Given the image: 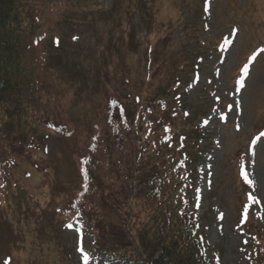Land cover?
<instances>
[{
  "label": "trees",
  "instance_id": "obj_1",
  "mask_svg": "<svg viewBox=\"0 0 264 264\" xmlns=\"http://www.w3.org/2000/svg\"><path fill=\"white\" fill-rule=\"evenodd\" d=\"M93 1L0 0V226L9 224L7 204L24 215L28 203L37 209L30 182L54 171L48 142L73 137L77 182L43 180L47 188L35 189L54 200L45 207L55 233L71 216L90 225L94 252L108 260L211 264L190 213L201 153L195 123L208 92L194 107L182 93L204 52L198 16L181 23L179 10L193 7L186 0L160 21L147 0H118L111 10ZM236 145L240 192L224 203L243 222L249 264H264V229L250 213L252 182ZM33 237L13 235L0 264H64L57 237Z\"/></svg>",
  "mask_w": 264,
  "mask_h": 264
},
{
  "label": "rangeland",
  "instance_id": "obj_2",
  "mask_svg": "<svg viewBox=\"0 0 264 264\" xmlns=\"http://www.w3.org/2000/svg\"><path fill=\"white\" fill-rule=\"evenodd\" d=\"M117 1L96 0L92 3L100 9L111 10L117 6ZM147 1L160 21L170 17L180 0ZM186 1L193 7L179 10L181 23L196 12L198 17L194 20L198 28L202 26L196 36L202 42L204 52L194 66V73L185 82L182 90L184 103L194 107L208 92L205 107L209 109L202 107L203 117L195 123L201 135V153L192 184L190 213L197 221L211 264H249L251 254L243 222L236 207L224 203V200L232 203V198L239 196L233 161L236 143L240 141V163L247 180L252 182L249 197L254 199L250 198V213L257 215L259 226L264 229V0H205L202 16L198 6L201 0ZM136 25L140 33L142 28L138 20ZM178 33V29L173 31V39ZM253 52L255 56L248 61ZM186 112L190 114V110ZM72 140L73 137L67 141L54 138L48 142L47 148L55 153L56 159L44 158V162L50 161L54 171L46 176L48 179L42 175L41 181L30 182L33 192L40 194L37 196L39 205H35L38 210L33 209L32 202L28 203L31 213L24 215L13 205H6L9 224L0 226V259L7 252L3 247L13 235L24 233L34 239L33 236L41 231L47 240L57 237L65 252L64 264H121L94 252L91 227L79 218L69 216L66 219L68 225L62 230L57 228L59 232L55 233V227L47 217L50 212L45 207L54 200L47 189L35 191L40 185L47 188L43 180L61 184L77 182L76 167L68 154Z\"/></svg>",
  "mask_w": 264,
  "mask_h": 264
},
{
  "label": "snow or ice",
  "instance_id": "obj_3",
  "mask_svg": "<svg viewBox=\"0 0 264 264\" xmlns=\"http://www.w3.org/2000/svg\"><path fill=\"white\" fill-rule=\"evenodd\" d=\"M244 71L246 72L247 71V66H245V69ZM250 198H253V197H250ZM254 199V198H253ZM82 250V249H81ZM85 260H87V257H85Z\"/></svg>",
  "mask_w": 264,
  "mask_h": 264
}]
</instances>
